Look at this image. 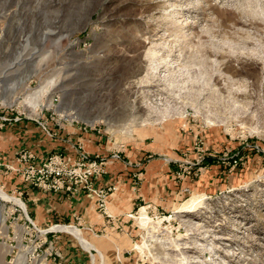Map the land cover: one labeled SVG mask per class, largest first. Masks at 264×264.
I'll return each mask as SVG.
<instances>
[{
  "label": "rangeland",
  "instance_id": "obj_1",
  "mask_svg": "<svg viewBox=\"0 0 264 264\" xmlns=\"http://www.w3.org/2000/svg\"><path fill=\"white\" fill-rule=\"evenodd\" d=\"M0 115L26 123L28 141L41 124L91 135L107 167L113 154L127 164L133 192L164 162L177 192L114 231L72 224L98 253L32 228L25 210L42 230L70 222L40 226L24 189L5 184L20 173L2 166L0 196L23 211L6 234L0 205V264H64L61 235L86 264H264V0H0ZM24 130L0 132V163L19 148L38 156Z\"/></svg>",
  "mask_w": 264,
  "mask_h": 264
},
{
  "label": "crops",
  "instance_id": "obj_2",
  "mask_svg": "<svg viewBox=\"0 0 264 264\" xmlns=\"http://www.w3.org/2000/svg\"><path fill=\"white\" fill-rule=\"evenodd\" d=\"M21 125L22 124L18 126L19 129H27L24 130L25 133L22 134L21 145H26L27 147L32 148V150H34L40 158L45 157L52 150L62 151V149H64V152L68 153V155L75 156L73 145L77 144V142H79L80 145L82 144V147L90 154H105L103 151V144L100 142L97 143V139L93 138L91 135H87L86 137L88 138L84 136L86 139H82L79 138L78 133H75L70 138L66 139L63 134L58 135V137L53 140L50 136L46 137V133L44 132L45 138H43L44 136L42 137L40 135L37 138L28 141L27 136H29V134L27 132L30 131V127L26 126V123L23 124L22 127ZM50 130L52 129L50 128ZM3 137L4 136H0V139ZM6 150L9 151L6 153L7 155L13 153L12 148ZM6 154L5 156L8 157ZM144 155L145 153L140 152L138 156L139 158L137 160L139 162L143 161ZM166 160L169 162L168 159ZM162 165L163 168H161ZM164 165V162H160V164L155 162L147 165V182H145L143 188L139 190V192H133L128 188L129 186H127L129 183V181H127L128 166L125 164V162L123 164V162L121 163V161H118V163L108 166L107 173L96 181V186L98 187L113 185V183L119 186L118 192L111 196L109 203V208H111L110 212L112 211L114 214H117H113V216L110 218L108 217L109 219L107 221H103L98 218L97 198L93 196L91 197L85 193L74 199H69L66 195L61 193L46 194L43 191L30 186L29 184L24 183L21 179H16L13 176H11L10 179L8 178L9 181L5 184L7 186L11 184L10 186L13 185L15 187H21L24 189L25 196H28V202L33 205L32 210L37 211L35 217L37 218V222L40 226H47L52 222H56V219L59 221H69L70 225H55L51 227V230L69 232L71 235L77 238L80 244L87 250L100 253L98 250H96V247L85 237L83 233L84 228L81 229L72 224H77L78 226L82 227L88 226L93 229L104 227L106 232L109 230L114 231L116 228H119L117 227L119 224L128 226L124 222L125 217L123 216L137 208L140 202H149L158 206L162 205V203L163 205H168L170 201L176 199L175 196L177 192H175V189L170 190L169 188L171 185H173V179L172 175L168 174L169 169L167 168L169 166ZM155 180H157V183H155ZM158 180L161 181L160 184ZM77 215L81 216L80 222L77 221ZM121 220L122 222L120 223L119 221ZM112 224L113 227H111ZM129 230L130 228L127 227L125 231L128 233ZM68 241L69 240H67V238L63 235L59 236L57 239V246H60L59 252H62L61 257L63 263L86 264L87 261L85 262L84 259L81 258L82 254L77 252L72 245H67Z\"/></svg>",
  "mask_w": 264,
  "mask_h": 264
},
{
  "label": "built area",
  "instance_id": "obj_3",
  "mask_svg": "<svg viewBox=\"0 0 264 264\" xmlns=\"http://www.w3.org/2000/svg\"><path fill=\"white\" fill-rule=\"evenodd\" d=\"M21 123L22 121L20 122V118L18 117L12 119L9 115H0V132L5 131L6 129L11 130L13 127H18ZM41 125L48 136L51 138L58 137L56 131L50 130L48 126ZM74 145L75 156L56 152L54 154H47L43 158H38V156L36 157L31 152L28 153L24 148H19L22 150H17L14 153V163L10 166L0 163V167L3 166V170H6L5 172H11L13 174L20 173L21 179H23L24 183L29 184L46 194L61 193L66 195L69 199H74L83 193L91 197H96L98 209L103 210L104 214L110 218L111 215L107 214V206L108 201L114 194L116 188L96 187V181L107 173V164L110 160H108L107 157L100 156V154L95 155L85 152L82 150L83 148L81 146L78 148ZM111 157L112 160L122 161L120 155L113 154ZM18 190H21V187H18ZM23 192L24 190L19 193V196L20 194H23ZM7 193L9 194V192ZM20 199L22 200V198ZM0 205L4 206L6 213L10 211L12 206L10 202L4 199L0 201ZM20 210L23 211L19 206H14V211L9 218L16 211ZM25 211L23 212L32 228L44 235L54 234L55 230H51V228L46 230L38 228L30 218L27 210ZM78 220L80 222L81 218ZM15 224L20 226L18 222H15ZM58 256L61 257V255Z\"/></svg>",
  "mask_w": 264,
  "mask_h": 264
},
{
  "label": "bare ground",
  "instance_id": "obj_4",
  "mask_svg": "<svg viewBox=\"0 0 264 264\" xmlns=\"http://www.w3.org/2000/svg\"><path fill=\"white\" fill-rule=\"evenodd\" d=\"M41 105V104H40ZM40 105H37L36 107H38V106H40ZM47 107H48V105H46ZM51 106H53L51 103H49V107H51ZM35 107V108H36ZM92 123H94V122H92ZM2 196H0V201L2 200ZM2 213H4V211L2 212ZM11 215V213H5V214H3L2 215V227L5 229V232H6V234L8 233V225H7V221H8V219H9V216ZM29 254H32L30 251H29Z\"/></svg>",
  "mask_w": 264,
  "mask_h": 264
}]
</instances>
